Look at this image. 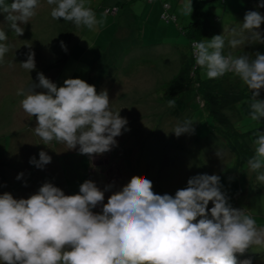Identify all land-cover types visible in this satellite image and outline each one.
<instances>
[{"label": "clouds", "instance_id": "9594fccd", "mask_svg": "<svg viewBox=\"0 0 264 264\" xmlns=\"http://www.w3.org/2000/svg\"><path fill=\"white\" fill-rule=\"evenodd\" d=\"M47 4L54 6L53 19L89 30L103 23L85 0H47ZM37 7L38 0H0V14L18 36L23 35L21 25L30 21ZM258 7H264V2ZM184 11L192 13V0ZM262 24L264 15L250 10L239 30L224 27L222 35L192 44L195 64L205 70L207 78L232 73L251 91L247 107L253 121H264V99L259 98L264 90V53L256 52L254 58L225 55L224 33H229L227 45L232 49L264 44ZM7 39L0 30V41ZM8 50L0 43V60ZM20 65L34 70V53ZM37 80L27 93L20 90L17 95L24 97L22 110L36 117L34 131L42 144L55 140L68 150L79 146V154L91 157L110 151L117 145L115 138L128 130L120 111L110 107L106 90L97 94L94 85L80 78L65 79L58 87L42 72L37 73ZM168 106L175 107V100ZM172 132L177 137L194 133L193 123L178 121ZM253 144L247 170L264 184V131L256 130ZM29 162L42 169L51 157L40 151L39 160L33 157ZM22 176L18 174L17 179ZM111 188L107 185L102 191L94 181L85 180L77 194L66 195L45 182L26 199H15L7 192L0 195V264H238L236 253L252 245L264 246V227L258 228L244 209L232 207L219 175L192 176L174 196L154 192L152 181L145 176H133L103 203L105 191ZM100 204L102 211L94 213L92 209Z\"/></svg>", "mask_w": 264, "mask_h": 264}, {"label": "rangeland", "instance_id": "374dc122", "mask_svg": "<svg viewBox=\"0 0 264 264\" xmlns=\"http://www.w3.org/2000/svg\"><path fill=\"white\" fill-rule=\"evenodd\" d=\"M88 1L85 0L86 3ZM93 1L97 4L96 7L105 12L107 8H124L125 4L118 3L128 0ZM188 2L190 0H134L129 4L130 9L128 8L134 19L128 23L119 21L124 12L121 9L114 17L105 13L104 18L100 13H96L98 20L104 19L102 26L99 25L96 30L87 28L79 44L75 33L80 34L81 31H73L75 33L69 41L67 35L62 34L67 21L51 17V9L54 6L48 5L47 0H40L35 15L29 22L21 25L24 32L20 36L11 29L4 14H0V30L8 37L0 43L9 48L0 60V158L4 157V163L0 165V195L7 192L15 199H26L36 193L45 182L52 183L66 195H70L66 181L60 174L58 159L62 155L77 153L79 146L77 150H68L65 144L55 140L47 145L42 144L43 141L34 131L36 117H29L22 110L20 101L24 97L17 95L20 90L27 93L31 84H38L37 73L42 72L58 87L63 86L65 79L80 78L94 85L97 94L106 90L110 107L115 112L120 111V116L128 122V130H122V134L115 138L116 146L103 154L89 156L93 173L91 180L102 191L107 185H112L111 189L105 191L103 203H107L108 197L126 185L133 176H145L152 181L154 192L174 196L178 189L187 186L189 178L203 172L202 174L219 175L222 191L227 195L232 207L244 209L255 219L257 227L263 224L264 218H261L264 213V192H257L261 200L256 202L255 197H252L251 205L243 202V198L248 186L257 190L264 184L256 180L255 173H251L246 183L248 170L245 171L246 174L240 173L242 177L238 176L239 174L235 177L221 174V168L229 163L231 155L227 145H223L218 136L211 133L212 118L207 116L194 100L192 91L183 93L175 101V107H169L167 101L162 99L164 94L161 90L180 71L175 44H189L190 35H184L181 27L188 26L192 20L199 18L194 14L195 5L202 4L206 11L210 12L207 29H210L214 36L222 35L224 27L239 30L247 11H258L264 15V7H258L264 0H192L193 11L186 13L184 5ZM88 5L90 4L86 6ZM260 31L264 33V24L261 25ZM224 36L225 55L231 53L233 57L247 55L254 58L256 52L264 53V44H246L232 49L227 45V40L231 38L229 33L225 32ZM69 49L73 52L72 55L70 53L71 56L59 66L58 60L63 58ZM32 53L35 68L29 71L20 64L26 62L28 55ZM96 72L97 77L94 76ZM200 73L201 76L207 77L204 69H201ZM225 76L227 79L235 78L233 74L226 73ZM35 91L46 90L36 88ZM248 101L249 98L244 99L238 108L228 110L230 116L240 119L238 125L244 130L264 124V121L251 120L248 115ZM185 120L193 123L194 133L177 137L172 131L178 121L183 123ZM255 132L250 135L252 142ZM185 139H188L187 143ZM178 141L184 142L189 150L191 148L194 152L188 150L191 156L186 157L187 161L190 160L188 167L193 172L181 182L183 174L180 170L183 168L177 167L174 161L172 169H169L168 165L158 166L155 172L161 168L162 170L156 177L152 172L156 149L161 153L168 152L164 155V160L167 163L173 162L172 156L175 155L171 154V150L173 144ZM40 151H45L51 157V162L42 169L29 162L33 157L39 160ZM217 152H220L221 156H218ZM177 157L179 159L184 156L181 154L175 158ZM177 171L179 173H176ZM20 173H23V176L18 180L17 175ZM212 206L209 202L208 208ZM92 211L101 212L102 204Z\"/></svg>", "mask_w": 264, "mask_h": 264}, {"label": "trees", "instance_id": "16d2710c", "mask_svg": "<svg viewBox=\"0 0 264 264\" xmlns=\"http://www.w3.org/2000/svg\"><path fill=\"white\" fill-rule=\"evenodd\" d=\"M39 1L40 0H38V3ZM90 1L92 2L88 1L86 5L90 4L88 6L91 7L95 14L103 12L102 8L96 7L97 4H94L95 2L93 0ZM132 1L134 0H128L123 4H131ZM146 1L153 2L154 0ZM7 2L11 3L12 0H7ZM111 10L112 9L107 8L104 13L111 14L113 12H116L118 10V7H115L112 12ZM194 14L195 17L199 16V18L197 20H195L196 18L192 20L190 23L191 26L188 25L185 27H181V31L184 35H190V42L186 46V48L181 51V69L179 73L161 90L164 94V96H162V99L167 101L168 104L170 100L176 101L183 93L192 91L195 95L194 100H196L200 107L203 108L206 115L212 118L213 122L211 124V133L215 136H218V138L223 142V145L226 144L227 148L229 149L228 152H230L229 154L231 155V160L224 166V168H221V174L223 173L224 175H231V177H235L239 174L238 176L242 177L240 173H245V171H247V160L254 154V146L251 140L252 136L250 135L257 129H260L262 131L264 129V124L252 129L244 130L240 125H238L240 119L236 116L234 118L228 114V110L230 108L232 110H234V107L238 108L242 100L251 97V91L247 88L246 85L243 84L241 80H239L238 77H236L234 74V79H227L225 75L217 79H209L207 77L201 76L200 70L202 68L198 67L195 64L192 44L194 42L205 41V39L213 37V32L210 31V29H207L210 12L206 11L204 5H195ZM78 30L81 31L80 34L76 32ZM73 31L76 32H74L75 35L77 34L76 41L79 44V41L81 42V36H83V33L85 34V31H87V27H78L73 22L67 21V24L63 28L62 34L67 35V38L70 41L72 34H74ZM70 53L71 52L69 49L68 53L65 54L63 58L58 60L59 66H61L66 58L68 56H71L73 52L71 53V55ZM259 98L264 99V90L261 91ZM185 138L187 137L185 136ZM185 141L187 143L188 139H185ZM194 142L195 141H192V143ZM146 143H148V141ZM173 150H171V154L175 155L174 157L172 156L173 159L171 158L173 162L170 161L167 163L164 160V155H166L168 152L161 153L158 152V149H156L157 154L154 157V161L152 162V172H154L155 176L157 177L159 176V174L157 173L161 172L162 170L161 168L157 172H155L158 166L164 167L168 165L167 167H169V169H172L173 163L175 161L177 167L183 168L182 170H180V173L183 174V178L180 179L182 182L193 172V170L188 167L190 164V160L187 161L186 159V157L191 156V153L188 152V146L182 141L175 142V144H173ZM189 151L192 152V149L190 148ZM76 154L79 153H70V155L66 154L64 156L62 155L58 159L59 171L62 175V178L66 181L65 185L67 186L70 195L77 194L79 192L80 184H82L85 180H91V176L93 174L90 167L89 156L82 155L77 157ZM181 154H183L184 157L179 159L178 157L175 158L176 156H180ZM64 157L65 159H63ZM3 158L4 157L0 158V165L4 163ZM200 171H202V168L200 169ZM176 173H179V171H177ZM202 173L203 172H200L198 174ZM246 173H248L245 176V182L247 183L251 173ZM159 183L160 182H158L157 185H159ZM159 187L162 188L161 185ZM247 189L245 191L243 202L251 205L253 201L252 197H255L254 200L256 202L261 200V198H259L258 194L256 193L264 192L262 189L253 190L250 186H248ZM263 218L264 213L262 214L261 219ZM262 223L263 224L259 227H264L263 220ZM235 255L238 264H240V262L244 260H250L251 264H264V246L252 245L248 249H246L244 253H236Z\"/></svg>", "mask_w": 264, "mask_h": 264}, {"label": "crops", "instance_id": "0c3cea01", "mask_svg": "<svg viewBox=\"0 0 264 264\" xmlns=\"http://www.w3.org/2000/svg\"><path fill=\"white\" fill-rule=\"evenodd\" d=\"M181 1V0H180ZM182 1H184V0H182ZM118 4H120V5H122L123 3L122 2H119ZM131 5V4H130ZM129 4H126L125 5V7L124 8H121L120 6H118V10L116 11V12H113V13H111V14H107V15H109V16H111V17H114V16H116V14L119 12V9H121V10H124V12L121 14V16H120V19H119V21L120 22H123V23H125V22H129V21H132L133 19H134V17H132V14L129 12V10H128V8L130 9V6ZM105 13L104 12H102V13H100V16H102V17H104L105 18ZM103 21H104V19H103ZM125 21V22H124ZM103 24V23H102ZM102 26V25H101ZM175 46H176V49H177V51H178V55H179V64H180V67H179V70L181 69V51L183 50V49H185L186 48V44H181V43H177V44H175ZM97 63V62H96ZM178 70V71H179ZM178 71H177V73H178ZM176 73V74H177ZM175 74V75H176ZM94 76H98V73L96 72L95 74H94ZM174 77V76H173ZM260 189H262L263 191H264V185L263 186H261V188Z\"/></svg>", "mask_w": 264, "mask_h": 264}, {"label": "bare ground", "instance_id": "6f19581e", "mask_svg": "<svg viewBox=\"0 0 264 264\" xmlns=\"http://www.w3.org/2000/svg\"><path fill=\"white\" fill-rule=\"evenodd\" d=\"M55 51V50H54Z\"/></svg>", "mask_w": 264, "mask_h": 264}]
</instances>
